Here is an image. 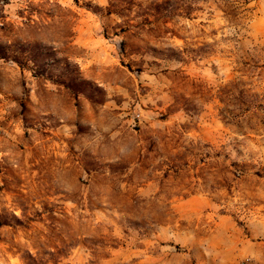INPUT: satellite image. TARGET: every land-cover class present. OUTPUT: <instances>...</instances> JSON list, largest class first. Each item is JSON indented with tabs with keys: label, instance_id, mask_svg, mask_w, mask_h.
<instances>
[{
	"label": "rangeland",
	"instance_id": "374dc122",
	"mask_svg": "<svg viewBox=\"0 0 264 264\" xmlns=\"http://www.w3.org/2000/svg\"><path fill=\"white\" fill-rule=\"evenodd\" d=\"M0 264H264V0H0Z\"/></svg>",
	"mask_w": 264,
	"mask_h": 264
}]
</instances>
